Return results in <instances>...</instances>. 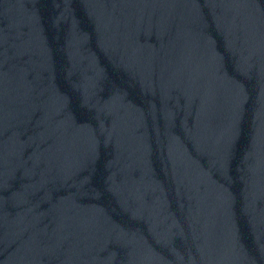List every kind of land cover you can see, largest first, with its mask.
<instances>
[{"label":"water","instance_id":"1","mask_svg":"<svg viewBox=\"0 0 264 264\" xmlns=\"http://www.w3.org/2000/svg\"><path fill=\"white\" fill-rule=\"evenodd\" d=\"M0 264H264V0H0Z\"/></svg>","mask_w":264,"mask_h":264}]
</instances>
